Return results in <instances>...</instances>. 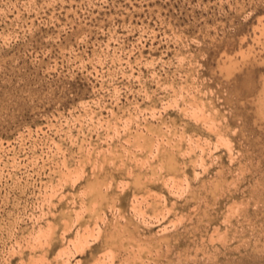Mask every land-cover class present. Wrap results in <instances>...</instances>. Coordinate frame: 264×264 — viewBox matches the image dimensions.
<instances>
[{
	"label": "rangeland",
	"instance_id": "obj_1",
	"mask_svg": "<svg viewBox=\"0 0 264 264\" xmlns=\"http://www.w3.org/2000/svg\"><path fill=\"white\" fill-rule=\"evenodd\" d=\"M263 81L264 0H0V264H264Z\"/></svg>",
	"mask_w": 264,
	"mask_h": 264
},
{
	"label": "bare ground",
	"instance_id": "obj_2",
	"mask_svg": "<svg viewBox=\"0 0 264 264\" xmlns=\"http://www.w3.org/2000/svg\"><path fill=\"white\" fill-rule=\"evenodd\" d=\"M258 41H259V39H258ZM226 71L229 74H231V73L234 72V67L233 66H227L226 67ZM257 100H258V103H257L258 114H259V116L261 118L264 119V81L262 82V87H261V90H260V93L258 95ZM91 187H92V193H93L92 195H94L96 193V187L95 186H91ZM90 197H92V196H90ZM104 237L106 239V236H104ZM105 244H107V248H108L109 252H112V253L114 252V249H118V248H121V247H128L129 245H132L134 247L135 245H137L136 247H138V252H136L135 259H137V260L139 259L138 261H140L143 258V256H144L143 253L145 252L144 250L146 249V248L141 247V246H144L143 245L144 243L142 245H140V244H137L134 241V238L131 237V234H130L129 230L126 229L125 227H123V228H121V227L120 228H115L114 230L109 232V234L107 235V239H106V243ZM149 244L151 245L152 243H149ZM153 245H155V244L153 243ZM156 246H157V244H156ZM147 248H149V246ZM146 250L148 251V249H146ZM149 250L152 251L150 248H149ZM147 253H145V254H147ZM152 253H153V251H152Z\"/></svg>",
	"mask_w": 264,
	"mask_h": 264
}]
</instances>
